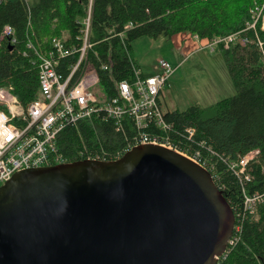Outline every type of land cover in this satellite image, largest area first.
<instances>
[{
	"label": "trees",
	"instance_id": "obj_1",
	"mask_svg": "<svg viewBox=\"0 0 264 264\" xmlns=\"http://www.w3.org/2000/svg\"><path fill=\"white\" fill-rule=\"evenodd\" d=\"M256 0H0V32L5 24L14 28L16 42L0 40V86H11V92L23 106L39 94L37 66L22 54L27 36L35 46L46 52L51 39L61 32L67 34L65 43L76 39L81 20L90 5L89 57L98 74L99 85L107 98L116 96L119 80H130V65L134 39L147 36L170 39L174 34L188 32L199 37L213 38L236 31L250 19L249 8ZM128 24V27H124ZM108 28L124 30L123 37L109 36ZM264 38V32L259 30ZM244 42L234 41L229 47L220 46L234 94L213 103L194 102L183 109L164 111L172 123L168 135L180 151L190 153L200 149L208 164H213L214 179L241 224L238 239L228 247L216 264H264V202L257 204L254 213L243 209L240 180L226 168L222 156L236 158L258 148L256 158L248 163L250 180L245 184L248 193L264 190V44L263 52L256 46L251 30L241 32ZM133 57V55H132ZM59 67L64 70L63 60ZM135 60V58L133 57ZM136 61V60H135ZM109 64L107 69L101 63ZM160 104V100L157 97ZM92 117L65 123L57 135L59 150L68 161L81 159L78 153H96L106 159L121 156L135 128L131 119L121 121ZM187 127L194 133L188 136ZM150 134L163 132L153 123L142 129ZM203 143L202 145L200 143ZM210 146L214 151L208 155ZM84 154V153H83Z\"/></svg>",
	"mask_w": 264,
	"mask_h": 264
},
{
	"label": "water",
	"instance_id": "obj_2",
	"mask_svg": "<svg viewBox=\"0 0 264 264\" xmlns=\"http://www.w3.org/2000/svg\"><path fill=\"white\" fill-rule=\"evenodd\" d=\"M234 213L210 172L139 143L0 184V264H215Z\"/></svg>",
	"mask_w": 264,
	"mask_h": 264
},
{
	"label": "built area",
	"instance_id": "obj_3",
	"mask_svg": "<svg viewBox=\"0 0 264 264\" xmlns=\"http://www.w3.org/2000/svg\"><path fill=\"white\" fill-rule=\"evenodd\" d=\"M249 13L250 19L236 31L210 39L199 37L197 34L191 35L198 42V47L215 51L220 46L229 47L236 40L244 42L246 38L241 36V32L251 30L256 46L263 52L264 38L260 36L259 30L264 32V0L254 1ZM81 24L76 36L79 43H65L67 34L61 32L60 35L52 37L51 46L46 52H41L27 36L22 54L37 66L39 94L26 106L11 92L10 85L0 86V184L17 170L68 161L58 148L57 135L60 129L65 123L76 125L92 117L113 119L116 128L121 127L123 118L131 119L136 131L133 138L127 142L126 150L139 143L160 144L186 155L206 168L212 178L216 179L213 164L207 163L206 156L202 155L200 149L194 148L190 153L180 151L168 135L172 123L165 120L157 97L176 65L160 58L157 60L155 71L145 74L131 53L125 49L131 71L130 80H119L116 84V96L107 98L102 88L101 91L92 88L94 84H99V79L89 57V49L92 47L89 39L90 5ZM124 27H128V24ZM107 31L109 36L117 35L120 38L124 34V30L114 31L108 28ZM0 40H5L11 45L16 42L14 28L10 24L2 27ZM71 56L72 59L63 60L64 70L60 69V61ZM108 66L107 62L101 63L103 69ZM149 123H153L163 134L143 131ZM186 131L188 136H191L194 128L187 127ZM83 149V152L78 153L80 158L106 159L99 154L85 152L86 148ZM205 151L208 155L214 153L210 146H207ZM257 153L258 148H253L236 158L221 157L226 168L240 180L243 209L249 213H254L257 204L264 202V190L248 193L245 189L246 182L251 178L247 166L256 158ZM236 217L237 213L234 215L232 231L221 255L225 254L228 247L239 237L241 224Z\"/></svg>",
	"mask_w": 264,
	"mask_h": 264
},
{
	"label": "rangeland",
	"instance_id": "obj_4",
	"mask_svg": "<svg viewBox=\"0 0 264 264\" xmlns=\"http://www.w3.org/2000/svg\"><path fill=\"white\" fill-rule=\"evenodd\" d=\"M189 40L195 39L192 37ZM192 47L189 48L186 42L178 43L176 39L168 40L161 36H141L132 42V55L147 73H151L150 68L156 67L160 58L172 65L178 64L163 89V96H160L163 111L183 109L194 102L207 105L235 92L220 52L200 48L198 43ZM186 55L189 57L184 60ZM92 88L101 91L99 84H94Z\"/></svg>",
	"mask_w": 264,
	"mask_h": 264
},
{
	"label": "crops",
	"instance_id": "obj_5",
	"mask_svg": "<svg viewBox=\"0 0 264 264\" xmlns=\"http://www.w3.org/2000/svg\"><path fill=\"white\" fill-rule=\"evenodd\" d=\"M186 37H187V39H186ZM171 38H173V39H176V42H178V43H180V42H186L187 43V45H188V47L189 48H191L192 46L194 47L195 46V43H198L196 40H192V41H190L189 40V38H192L191 36H190V33H188V32H180V33H176V34H174ZM192 47V48H193ZM188 55H186V56H184V60H187L188 59ZM136 60V59H135ZM136 63L138 64V62L136 61ZM139 65V64H138ZM177 65L178 64H176V67H177ZM140 66V65H139ZM155 69H156V67H154V68H150V70L149 71H151V73L152 72H154L155 71ZM176 69V68H175ZM143 70V69H142ZM143 72L144 73H147L146 71H144L143 70ZM174 72V71H173ZM148 74V73H147ZM168 80H169V78L167 79V81H166V83H165V85L168 83ZM165 85L163 86V88L161 89V91L159 92V94H158V99L160 100V96H163V89H164V87H165Z\"/></svg>",
	"mask_w": 264,
	"mask_h": 264
},
{
	"label": "bare ground",
	"instance_id": "obj_6",
	"mask_svg": "<svg viewBox=\"0 0 264 264\" xmlns=\"http://www.w3.org/2000/svg\"><path fill=\"white\" fill-rule=\"evenodd\" d=\"M233 43V42H232Z\"/></svg>",
	"mask_w": 264,
	"mask_h": 264
}]
</instances>
